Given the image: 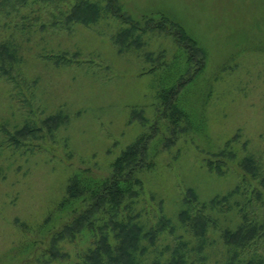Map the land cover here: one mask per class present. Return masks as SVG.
Masks as SVG:
<instances>
[{
	"label": "rangeland",
	"instance_id": "rangeland-1",
	"mask_svg": "<svg viewBox=\"0 0 264 264\" xmlns=\"http://www.w3.org/2000/svg\"><path fill=\"white\" fill-rule=\"evenodd\" d=\"M55 1L30 4L11 21L0 17V39L15 48L23 76L16 88L0 79V124L15 130L30 119L39 126L48 116L67 117L52 136L36 133L18 148L0 144V264L79 263L77 254L90 244L87 231L57 243L67 260H51L45 252L50 232L69 217L58 209L68 180L82 170L106 177L119 154L142 134L154 135L153 165L136 173L142 187L127 213L142 233L158 228L154 242L141 239L137 257L143 263L167 254L174 235L192 242L178 217L187 209L183 199L189 189L198 202H207L236 186L248 187L264 202L263 178L239 165L252 158L264 174V0H115L140 25L145 16L166 18L203 48L204 67L180 98L190 125L169 124L158 113L163 71L145 73L153 63L148 55L161 51L168 64L183 65L185 51L168 30L147 28L120 50L114 39L125 24L106 9V0H90L100 8L99 19L72 24L70 31L46 25L73 0ZM58 53L72 63L45 59ZM133 109L147 121L141 123ZM241 197L232 195L231 211L210 210L222 228L240 222L236 202ZM206 235V264H222L226 247L219 232Z\"/></svg>",
	"mask_w": 264,
	"mask_h": 264
},
{
	"label": "trees",
	"instance_id": "trees-1",
	"mask_svg": "<svg viewBox=\"0 0 264 264\" xmlns=\"http://www.w3.org/2000/svg\"><path fill=\"white\" fill-rule=\"evenodd\" d=\"M55 2V0H0V17L11 21L22 8L30 4L41 3L51 6ZM105 5L110 14L125 24L114 39L120 50L123 46H129L131 42L135 43L137 37H140L139 34L151 28L168 30L179 47L185 51L183 65L175 67L174 60L169 64L164 61L162 51L154 58L148 55L153 63L145 73L163 71L158 78V113H161L169 124L177 125L183 120L190 125L191 115L184 104L180 103V98L186 86L195 80L204 67L203 48L180 25L166 18L154 20L145 16L144 25H140V21L124 15L119 6H116L115 0H106ZM99 17L100 8L95 2L73 0L67 10L58 8L56 15L52 13L46 25L70 31L72 24L88 25L97 21ZM43 25L41 27L46 26ZM48 58L56 64L72 63L63 53L46 55L45 59ZM22 78L15 48L9 41L0 39V79L16 88ZM132 115H136L141 123L147 121L139 110L132 111ZM66 119L67 117L61 114L48 116L40 120L39 126L30 119L15 130L0 124V133H3L4 138L0 144L18 148L26 141L36 139V133L42 135L46 132L52 136ZM153 137L152 134H142L126 146L111 164V172L104 178H95L88 174L87 170L75 172L69 178L65 195L58 205V209L67 211L69 217L59 228L50 232L48 247L45 249L50 259L59 262L67 260L68 254L61 252L57 243L64 239L73 240L76 235L87 231L91 237L90 244L77 254L80 262L74 264H206V234L212 230L219 232V237L226 247L222 264H264V202L260 201V193L247 192L248 187L241 190L239 186L228 194L211 198L207 202H198L195 193L189 189L188 196L183 199L187 209H182L178 217L190 234L192 242H187L180 235H174L173 244L168 247L167 254H157L144 263L137 257L142 237L148 236L153 242L157 237L155 234L158 228L151 233H142L139 225L133 221L134 217L127 213L142 187L136 173L153 165L149 155V144ZM163 146L168 144L163 143ZM242 160L239 164L242 170L259 181L263 178L264 182L263 171L257 166L256 160L248 157ZM236 192L243 193L242 201L236 202L241 216L240 222L234 228H222L210 210L218 207L223 211H231L234 207L230 203V198ZM253 196L256 199L252 198ZM161 223L166 224L168 220L163 219Z\"/></svg>",
	"mask_w": 264,
	"mask_h": 264
}]
</instances>
